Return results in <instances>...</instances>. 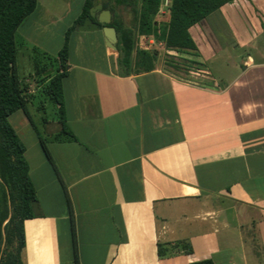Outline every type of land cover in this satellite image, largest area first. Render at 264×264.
<instances>
[{
    "label": "crops",
    "instance_id": "0c3cea01",
    "mask_svg": "<svg viewBox=\"0 0 264 264\" xmlns=\"http://www.w3.org/2000/svg\"><path fill=\"white\" fill-rule=\"evenodd\" d=\"M171 4L156 16L164 30ZM189 32L196 49L139 41L184 56L187 73L144 47L154 68L121 76L98 32L101 67L71 66L70 48L76 139L49 133L52 164L31 124L28 142L14 127L37 193L24 264H264V0H233Z\"/></svg>",
    "mask_w": 264,
    "mask_h": 264
},
{
    "label": "trees",
    "instance_id": "16d2710c",
    "mask_svg": "<svg viewBox=\"0 0 264 264\" xmlns=\"http://www.w3.org/2000/svg\"><path fill=\"white\" fill-rule=\"evenodd\" d=\"M39 0H0V264H24V221L34 215L33 205L37 201L35 185L30 177V167L25 158L26 147L20 139L9 117L22 110L35 130L42 148L53 164L45 138L34 124L28 110V95L21 84L17 70V32L21 24L37 8ZM233 0H172L166 29L160 27L157 14L161 0H109L114 14L111 23L117 30L119 75L130 76L151 71L156 54L139 46L140 38L162 36L165 45L178 49H196L189 29L200 20L210 16ZM95 0H85L79 18L68 29L65 42L58 56L57 67L45 87V92L57 104L60 113V130L56 141H71L76 137L67 125L63 93V79L68 74L71 33L79 28L89 15ZM122 7L132 13V24L127 26L117 12ZM50 67L38 68L46 72ZM55 168V167H54ZM56 170V169H55ZM57 173V170H56ZM187 254L192 253L189 242H180ZM160 255L163 256L162 250ZM190 264H214L211 259L193 261Z\"/></svg>",
    "mask_w": 264,
    "mask_h": 264
},
{
    "label": "rangeland",
    "instance_id": "374dc122",
    "mask_svg": "<svg viewBox=\"0 0 264 264\" xmlns=\"http://www.w3.org/2000/svg\"><path fill=\"white\" fill-rule=\"evenodd\" d=\"M84 1L39 0L35 11L26 18L17 32L18 75L29 98L27 110L44 138L60 129L58 123L61 118L56 102L45 92V87L55 73L57 64L54 59L64 45L66 32L81 15ZM117 12L127 26L132 24L133 17L130 11L119 7ZM94 32H98L99 36L104 35L103 30H75L70 40L71 66L101 67L103 65L102 55L94 41L97 35L93 34ZM140 43L139 46L142 48L149 47L158 51V65L176 66L186 73L194 67L184 56L166 52L160 47L159 42L150 44L142 40ZM45 66L50 67L46 72L38 70ZM77 72L78 70L75 69L73 75ZM9 121L25 142L33 139L32 127L22 110L13 113Z\"/></svg>",
    "mask_w": 264,
    "mask_h": 264
},
{
    "label": "water",
    "instance_id": "95a60500",
    "mask_svg": "<svg viewBox=\"0 0 264 264\" xmlns=\"http://www.w3.org/2000/svg\"><path fill=\"white\" fill-rule=\"evenodd\" d=\"M96 10L100 11L97 20L94 19ZM112 22L113 14L110 6L104 7L102 3H99L90 8L89 15L85 18L84 22L79 25V29L82 31L103 30L106 46L117 51L116 44L118 42V34L116 28L111 25Z\"/></svg>",
    "mask_w": 264,
    "mask_h": 264
},
{
    "label": "flooded vegetation",
    "instance_id": "af4514ba",
    "mask_svg": "<svg viewBox=\"0 0 264 264\" xmlns=\"http://www.w3.org/2000/svg\"><path fill=\"white\" fill-rule=\"evenodd\" d=\"M98 4H99V3H94L93 6L98 5ZM89 12H90V10H89ZM99 12H100V11H98V10L95 11V16H94V19H95V20L98 19V17H99ZM112 14H113V13H112ZM113 17H114V14H113Z\"/></svg>",
    "mask_w": 264,
    "mask_h": 264
}]
</instances>
